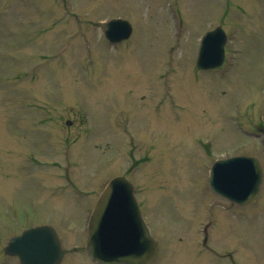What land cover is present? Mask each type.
<instances>
[{"label": "rangeland", "instance_id": "1", "mask_svg": "<svg viewBox=\"0 0 264 264\" xmlns=\"http://www.w3.org/2000/svg\"><path fill=\"white\" fill-rule=\"evenodd\" d=\"M115 16L133 26L121 44L99 26ZM216 24L232 32L229 59L198 71V35ZM259 110L264 0H0V249L39 223L66 248L83 244L96 195L127 172L152 235L169 247L157 264H227L198 251L209 217L213 248L236 245L242 263L264 264L263 206L205 207L219 200L207 190L214 158L245 148L264 159L242 134ZM1 252L0 264H16ZM76 254L64 263L91 264Z\"/></svg>", "mask_w": 264, "mask_h": 264}, {"label": "water", "instance_id": "2", "mask_svg": "<svg viewBox=\"0 0 264 264\" xmlns=\"http://www.w3.org/2000/svg\"><path fill=\"white\" fill-rule=\"evenodd\" d=\"M111 39L122 40L131 32L130 24L113 19L103 24ZM224 33L220 27L203 36L197 64L210 67L221 63ZM260 181V171L251 158H229L213 165L211 187L232 199L252 197ZM87 249L100 263L152 264L157 243L151 238L138 211L132 186L123 178L113 179L98 200L90 220ZM17 254L22 264H56L63 250L55 231L48 226L25 230L5 248Z\"/></svg>", "mask_w": 264, "mask_h": 264}]
</instances>
